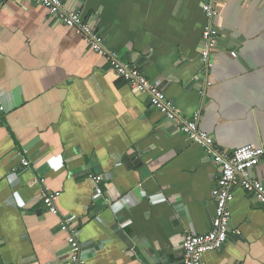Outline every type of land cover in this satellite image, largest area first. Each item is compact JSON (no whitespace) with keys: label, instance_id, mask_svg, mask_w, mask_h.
Returning a JSON list of instances; mask_svg holds the SVG:
<instances>
[{"label":"crops","instance_id":"crops-1","mask_svg":"<svg viewBox=\"0 0 264 264\" xmlns=\"http://www.w3.org/2000/svg\"><path fill=\"white\" fill-rule=\"evenodd\" d=\"M62 1L96 18L105 48L182 119L197 118L218 151L264 146V0H220L208 78L200 0ZM0 108V264H69L62 218L82 264H182L184 237L210 231L215 158L34 0H0ZM250 176L264 186V162ZM43 187L58 194L59 216L42 204ZM232 194L239 234L200 258L264 264V209L240 186Z\"/></svg>","mask_w":264,"mask_h":264},{"label":"built area","instance_id":"built-area-1","mask_svg":"<svg viewBox=\"0 0 264 264\" xmlns=\"http://www.w3.org/2000/svg\"><path fill=\"white\" fill-rule=\"evenodd\" d=\"M44 7L49 16L69 27L84 37L92 52L107 59L109 68L120 78L130 84L137 92L148 95L151 106L160 112L167 120L175 124L179 131L193 143L203 147L205 152L215 158L218 164V175L211 191V198L215 204V212L210 231L205 235L187 234L182 242V264H206L200 258L202 253L215 252L222 248L229 234H239L238 230H230V204L233 200L232 188L240 186L244 191L251 193L264 209V186L251 178L250 170L264 162V146L256 147L246 145L232 152H220L214 144V139L208 133L199 128L198 119H182L174 103L167 99L164 92L153 82L149 81L141 71L132 64L120 61L117 54L108 51L104 46L103 36L96 31V18L84 19L80 12L65 8L62 0H34ZM202 11L206 18V24L201 33L202 51L200 59L203 65V74L210 77L213 67V55L217 48L219 34L215 28V20L218 16L217 6L220 0H200ZM230 57L235 58L236 52H230ZM209 80V79H208ZM211 80L206 86H211ZM3 108H0V113ZM1 119V118H0ZM24 167H28L27 160L22 161ZM103 178H93L95 184V196H101L99 184ZM39 197L45 209L52 215L59 216L57 207L58 194L47 187L39 191ZM69 220L60 219V227L71 235L69 243V264H82L80 248L76 240L77 231L68 227Z\"/></svg>","mask_w":264,"mask_h":264}]
</instances>
